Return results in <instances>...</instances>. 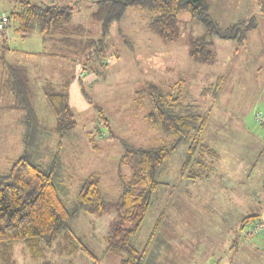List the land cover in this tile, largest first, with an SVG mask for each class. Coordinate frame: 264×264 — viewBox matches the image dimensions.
Masks as SVG:
<instances>
[{
	"label": "rangeland",
	"instance_id": "1",
	"mask_svg": "<svg viewBox=\"0 0 264 264\" xmlns=\"http://www.w3.org/2000/svg\"><path fill=\"white\" fill-rule=\"evenodd\" d=\"M26 1L72 5L71 26L77 28V33L57 50L51 44L44 46L38 34L22 37L14 21L0 30V173L7 172L27 149L22 137L24 127L18 122L24 111L12 106L1 109L11 102L4 86L8 63L33 69L32 76L37 77L31 78L36 93L34 108L39 124L48 130L56 125V119L44 97L42 82L49 73V81L68 83L69 107L76 126L61 146L58 134L51 131L26 138L32 142L29 152L33 161L49 165L54 156H59L56 173L62 189L67 191L62 195L68 203L77 199L83 178L92 173L101 177L102 192L112 206L102 215L82 213L72 222V228L98 264H121V254L106 251L105 238L118 218L116 204L122 177L130 174L119 163L123 141L154 146L171 139L145 119L153 108L146 85L153 82L164 93L179 97L180 103L198 106L209 115L202 136L223 154V159L208 160L218 162L228 177L216 176L215 163L208 173L212 179H188L181 176L187 146H180L171 155L159 178L162 184L153 194V205L133 238L138 249L147 248L145 264H264V245L249 242L253 247L248 243L234 247L240 222L225 221L223 215L234 203L240 205V198L233 200L241 192L240 187L257 194L262 199L257 201L264 206V126L255 121L257 112L264 115L263 0H207L210 14L223 27L252 16L258 20L246 43L214 37V64L190 59V38L200 37L206 30L186 11L179 15L182 33L174 41L160 37L149 25L151 13L136 7H129L100 41L99 0H0V19L22 11ZM88 40L97 41L98 47L93 43L84 47ZM42 51L60 53L62 59L48 61L38 55ZM219 77L224 80L214 101L216 90L209 88L216 85ZM236 161L243 162L232 169ZM229 168L233 170L231 174ZM48 252L56 264L97 262L82 251L70 257H59L50 247ZM14 259L15 264H37L20 243L15 246Z\"/></svg>",
	"mask_w": 264,
	"mask_h": 264
},
{
	"label": "trees",
	"instance_id": "2",
	"mask_svg": "<svg viewBox=\"0 0 264 264\" xmlns=\"http://www.w3.org/2000/svg\"><path fill=\"white\" fill-rule=\"evenodd\" d=\"M262 1V0H261ZM101 17L102 39L115 22L120 21L129 7L148 10L150 27L164 40L174 41L182 33L179 15L186 11L194 21L201 22L206 32L200 37L190 38L189 57L194 62L214 64L216 57L211 49L214 37L234 39L239 43L248 41V34L257 28L255 16L241 20L227 27L221 26L210 14L207 0H99L97 1ZM264 12V0L262 1ZM73 6L70 4L24 2V9L9 14V21L17 23L16 31L27 37L39 33L45 40L58 38L63 43L70 42L77 28L71 26ZM83 31V29H82ZM73 42V41H71ZM98 47L97 41L88 40ZM7 87L15 98L13 109H21L24 115L21 124L24 127L23 144L27 146L12 167L0 173V262L15 264V246L24 244L30 258L37 264H56L49 259L48 248L55 255L70 257L80 251L98 259L83 243L74 229L72 222L82 213L105 214L112 206L101 189V177L92 173L81 181L77 199L68 203L63 193L61 178L57 176L59 156H54L49 164L33 161L29 152L32 142L26 138L58 134L59 146L76 126L77 121L69 107L68 83L56 86L47 81L43 87L46 102L56 119L51 130L39 124L35 112V91L32 89L28 68L20 64L9 66ZM219 78L212 88L216 90L214 101L220 92ZM152 110L145 119L155 128H161L171 137L167 144L144 146L123 141V154L120 166L129 169L130 174L122 177V189L116 210L118 218L111 224L110 234L105 238L107 249L122 255L121 264H145L147 248L138 249L133 244L136 236L153 205V194L162 184L159 180L163 167L171 155L182 145L187 146V155L181 168V176L188 179H204L212 171L213 161L218 153L202 136L208 125L209 115L202 113L198 106L180 103L179 97L164 93L153 82L146 85ZM106 125H108L106 123ZM93 148L97 149L93 138ZM43 143V142H42ZM49 143V142H48ZM27 152V153H26ZM264 218L254 215L246 217L241 223L242 230L248 224ZM237 242V241H236ZM57 243V248H54ZM150 243V242H149ZM238 244H234L236 247Z\"/></svg>",
	"mask_w": 264,
	"mask_h": 264
},
{
	"label": "crops",
	"instance_id": "3",
	"mask_svg": "<svg viewBox=\"0 0 264 264\" xmlns=\"http://www.w3.org/2000/svg\"><path fill=\"white\" fill-rule=\"evenodd\" d=\"M252 2V1H251ZM253 3V2H252ZM34 34H38V35H40V37H41V40H42V44L45 46L46 44L48 45V44H51V45H53V48H57V50H60L61 48H63V42L60 40V39H58V38H51V39H48V40H45L44 38H43V36L41 35V34H39V33H34ZM18 52H20V51H18ZM33 54H36V53H33ZM38 55H40V56H42V58L43 57H47L48 58V61H50V60H55L56 62H58V60L60 61L62 58L60 57L61 55H60V53H46V52H44V51H42V52H40V53H38ZM50 59V60H49ZM34 63V62H33ZM9 65H12V64H16V63H8ZM35 64V63H34ZM50 64H52L51 62H47V65H50ZM24 66H26L27 68H28V66L27 65H25V64H23ZM42 68V67H41ZM31 70H33V69H28V74H29V77H30V80H31V83H30V85H31V87H32V89L34 90V87H33V81H32V79L33 78H37V77H33L32 76V72H31ZM35 70V69H34ZM42 70V69H41ZM36 71V70H35ZM34 72V71H33ZM35 74V73H34ZM48 74V79H52V77L51 76H49V73H47ZM7 76H5V78H6ZM32 78V79H31ZM219 78H221V77H219ZM218 78V79H219ZM223 78V77H222ZM46 80L45 82H42V90H43V87H44V85H45V83L47 82V81H49V80ZM34 80V79H33ZM7 81V80H6ZM49 82H51V83H53L54 85H56V86H61V83H59V82H52V80H50ZM41 84V83H40ZM64 84H66V83H64ZM63 83H62V85H64ZM8 86V84H7V82H5L4 83V86H5V88L8 90V94L11 96V102L9 103V104H7V105H5V106H3L1 109H3V110H7V109H9L8 108V106H14V104H15V98H14V95L12 94V91L10 90V87H7ZM35 91V90H34ZM36 94V93H35ZM45 97V96H44ZM22 118V117H21ZM21 118L19 119V123L21 122ZM22 126V125H21ZM23 127V126H22ZM22 137H23V135H22ZM264 140V139H263ZM215 150V149H214ZM217 151V150H216ZM217 153H218V157H217V159H219V161L220 160H222L223 159V157H222V155L223 154H221L220 152H218L217 151ZM243 160V159H242ZM243 161H236L235 163H232L231 165H232V169L234 168V166L236 165V164H241ZM216 162H214L213 163V165L215 164ZM218 163V162H217ZM217 163L215 164V168H216V176L217 177H220V178H223V177H228L227 175H226V173H225V171L221 168V169H219V166L217 165ZM247 166H250V164H248ZM231 168H229V169H227L228 171H230V174L233 172V170L231 169ZM251 172H249L248 171V174H250ZM213 178V175H211V176H208L207 178H205V179H203V180H209V179H212ZM241 183H243V181H241ZM240 189H241V192L235 197V199H233L234 200V202L236 201V199L237 198H240V200H241V202H240V205L239 204H236V203H234V206L232 207V208H230L229 210H228V212L226 213V214H223L224 216H225V218H224V220L225 221H229V222H232L233 220H235L234 222H236L237 220H239V221H237V222H240L239 223V228H238V233H237V235L234 237V240H233V245L234 244H244V243H248V244H250V243H253L255 246H260V245H264V237L263 238H261V239H258V240H255V241H252V242H242V240L240 239V235H241V223L243 222V220L246 218V217H250V216H254V215H259V212L261 213H263L264 212V209H263V204H262V202L261 201H257V200H262L260 197H257V194H254V193H252L251 192V190H249L248 188L247 189H245V188H241L240 187ZM244 192H246V193H244ZM258 198H260V199H258ZM233 203V202H232ZM263 209V210H262ZM264 214V213H263ZM259 216H261V215H259ZM236 240H237V242H236ZM239 245H237L236 246V248H238L239 247ZM246 246V245H245ZM250 246L251 247H253L251 244H250ZM243 255V254H242ZM239 259V258H238ZM237 259V260H238ZM245 261H247V260H245ZM241 262V261H240ZM239 262V263H240Z\"/></svg>",
	"mask_w": 264,
	"mask_h": 264
},
{
	"label": "built area",
	"instance_id": "4",
	"mask_svg": "<svg viewBox=\"0 0 264 264\" xmlns=\"http://www.w3.org/2000/svg\"><path fill=\"white\" fill-rule=\"evenodd\" d=\"M10 21L8 18L0 19V30L9 27ZM255 121L257 124L264 126V115L261 112L255 114ZM264 235V218H260L255 222L248 224L247 227L242 230V237L244 241L255 240L258 237Z\"/></svg>",
	"mask_w": 264,
	"mask_h": 264
}]
</instances>
